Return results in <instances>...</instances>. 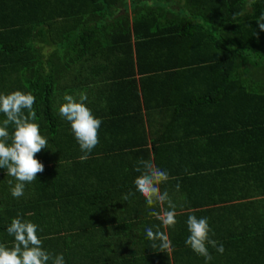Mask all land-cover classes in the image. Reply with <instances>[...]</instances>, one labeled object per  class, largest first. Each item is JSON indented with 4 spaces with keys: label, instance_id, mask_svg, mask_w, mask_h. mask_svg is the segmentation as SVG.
Here are the masks:
<instances>
[{
    "label": "trees",
    "instance_id": "trees-1",
    "mask_svg": "<svg viewBox=\"0 0 264 264\" xmlns=\"http://www.w3.org/2000/svg\"><path fill=\"white\" fill-rule=\"evenodd\" d=\"M262 13L264 0H0V94L32 93L34 122L48 141L36 155L45 171L19 199L10 191L17 181L0 168V244L13 246L6 229L19 214L38 225L43 248L63 254L65 264H205L185 244L188 216L195 215L208 219L211 238L225 249L220 254L209 245V264H264V31L256 21ZM83 74V85L103 83L95 89L104 87L100 99L108 104L111 86L125 82L134 91L137 113L95 116L105 127L141 122L140 94L163 127L153 141L154 164L162 169L157 141L198 145L200 164L192 170L206 182L197 190H220L225 185L213 183V175L227 173L239 178L233 188L244 201L178 214L174 228L154 218L143 223L147 216L135 205L140 173L95 171L94 159H80L73 148L74 134L60 128L56 94H73ZM5 118L0 113V124ZM183 119L195 125L172 134ZM171 171L176 183L195 178ZM129 192L130 205L123 202ZM157 226L169 236L168 252L146 239L145 229ZM128 234L137 238H120Z\"/></svg>",
    "mask_w": 264,
    "mask_h": 264
},
{
    "label": "clouds",
    "instance_id": "clouds-1",
    "mask_svg": "<svg viewBox=\"0 0 264 264\" xmlns=\"http://www.w3.org/2000/svg\"><path fill=\"white\" fill-rule=\"evenodd\" d=\"M256 21L259 29L264 31V13ZM63 99L65 103L60 105L59 115L70 123L80 150L85 153L81 159H87V154L99 143L98 130L102 121L86 106V93H80L79 102L71 94H66ZM34 103L35 96L32 93L16 90L9 94H0V113L6 117L0 124V168L6 169L7 176L17 181L14 187H10L11 195L16 199L24 195L26 184L35 181L38 174L45 171V165L36 155L48 148V141L41 135L39 125L34 122ZM10 125L14 127L11 134ZM135 171L140 173L134 181L135 189L144 197L147 206L153 209L149 214L159 220L163 228H174L177 223L176 204L169 193L161 192L160 188L161 184L169 180L168 172L158 168L150 159H140ZM8 183L12 185L11 180ZM179 190L180 184L177 183L176 191ZM134 194H125L123 200L127 201ZM157 205L160 207L159 211L155 210ZM186 223L190 235L185 244L203 257L205 264L213 259L209 245L218 253H224L223 244L211 238L212 230L206 217L189 215ZM6 231L14 237V244L12 247L0 244V264H65L63 254L54 255L43 248V242L37 234L38 225L22 219L21 215L18 214L12 219ZM145 232L146 239L153 242V249L159 247L160 252L171 249L169 236L160 231V226H157L156 231L148 227Z\"/></svg>",
    "mask_w": 264,
    "mask_h": 264
},
{
    "label": "crops",
    "instance_id": "crops-1",
    "mask_svg": "<svg viewBox=\"0 0 264 264\" xmlns=\"http://www.w3.org/2000/svg\"><path fill=\"white\" fill-rule=\"evenodd\" d=\"M100 56L98 58H94L92 60V63L98 62ZM91 63V62H90ZM89 63V64H90ZM99 75V74H98ZM84 74L81 75L79 78V84L76 85L75 88L72 89L74 98L79 102V96L80 93H86L87 94V101H85V104L88 108H90L94 114V116H100L104 112H110L109 110H112L114 112V117H119L124 115V112L126 110L125 115H133L134 113H137L138 109V102L136 101L135 94L133 89H130L129 83H121V85H113L111 86L112 89V97L113 99L110 100V104L108 102H105V100L102 98L100 99V92L102 93L104 91V87L96 90L95 85H103V83H91V84H84ZM100 77V75H99ZM136 79H138L139 75L136 73L134 76ZM81 84V87H79V90L76 89L77 86ZM97 85V86H98ZM121 86V87H120ZM62 89L58 94H56V106L59 110V107L62 103H65L63 97L66 95V91H63ZM101 100V101H100ZM139 100H140V111L142 112V121H117L113 124H111V127H105V123L101 124L99 130H98V136H99V143L96 146L98 149L100 148V153L93 152L89 155H87L90 159H94L93 163L90 165L92 169H95V171H102L103 169L106 170V168L111 171H135V168L137 167V162L140 159L144 160H151L154 163V157L156 154V150L153 147V141L154 138L157 136H160L163 133V127L161 124V121H159V117L157 113L158 111L156 109L150 108L149 110L146 109L141 102V96L139 94ZM153 100L151 99L150 102ZM108 104V105H107ZM126 108V109H125ZM156 110L157 112L152 113L151 111ZM149 111V113H148ZM61 126L64 129L65 132L71 131V125L68 121L60 117ZM111 118V116H110ZM195 125L194 122H185V120H181V122L177 125L175 128V131H172L171 133H184L186 129L192 128ZM67 128V129H66ZM72 132V131H71ZM183 142H179V140H164L162 142H155V147L160 146L161 147V155H158L159 158V165L161 168L165 171L173 170L177 171V176L181 177L184 175H194L195 178L190 179L189 181H179L177 183L180 184V190L176 191V182L174 180H169L166 183H163L161 186V189L164 191H167L169 193V196L171 197L172 201L176 204V213H187V212H196L201 209H205L208 207H218V206H226L231 205V203H238L242 202L244 200L237 199V194L239 193L233 186L240 184V181H238L239 178H236L235 176H231L227 173H219L218 175H213V177H217L216 180H213V183H216L218 186L225 185V187H221L220 190H197L200 189V184L202 182V179L204 177H201L199 173H196V171H193L192 168L200 164V158L197 156H194L193 154L198 153V145H192L189 148H186L183 146ZM119 147H122L118 150ZM76 150L79 152H82L79 147L73 146ZM72 148V150L77 153L78 151H75ZM103 150H102V149ZM108 148V149H107ZM143 149V152L141 151ZM110 152V157L112 158V163L109 162V157L105 156V153ZM135 151H138L136 153ZM82 155H85V153L82 152ZM193 155V156H191ZM104 157V158H103ZM81 159V156H80ZM106 167V168H105ZM188 168H191L189 170ZM188 169V173L185 174L183 170ZM171 171V172H173ZM212 171V172H211ZM209 171V173H214V170ZM214 171V172H213ZM117 176L120 175V172L115 173ZM230 177V178H228ZM219 183V184H217ZM224 183V184H223ZM230 185L232 187H230ZM187 191H190V195ZM200 191V192H199ZM218 191V192H216ZM233 193V194H232ZM228 194V195H227ZM233 199H221L224 197H230ZM210 197L214 199H220L221 202L215 203V204H209L211 203ZM124 203L131 204L132 199H128L127 201H123ZM135 205H137L139 208H141L143 212H145V215L147 218H143V223H148L152 218L156 219L153 216L150 215V211L153 209H150L144 197L139 196L135 200ZM166 207V205H165ZM155 210L159 211L160 207L157 205L155 206ZM150 218V220H149ZM134 234V233H131ZM138 234V233H137ZM129 237L126 235L120 236V238L126 239V238H137L136 236L128 234ZM139 235V234H138ZM128 252H131L128 251ZM132 253V252H131ZM133 254V253H132ZM158 264H161V262H157ZM142 264V263H141ZM146 264H153L152 262L146 263ZM162 264H166V262H162Z\"/></svg>",
    "mask_w": 264,
    "mask_h": 264
}]
</instances>
